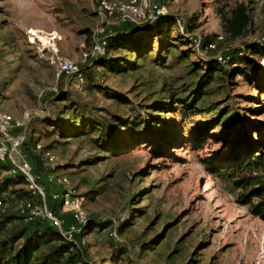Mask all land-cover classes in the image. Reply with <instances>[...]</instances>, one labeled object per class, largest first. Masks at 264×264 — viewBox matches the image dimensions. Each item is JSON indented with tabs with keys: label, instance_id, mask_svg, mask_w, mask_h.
<instances>
[{
	"label": "rangeland",
	"instance_id": "374dc122",
	"mask_svg": "<svg viewBox=\"0 0 264 264\" xmlns=\"http://www.w3.org/2000/svg\"><path fill=\"white\" fill-rule=\"evenodd\" d=\"M159 1L179 27L195 24L187 35L190 45L185 41L168 46L159 57L151 52L139 59L123 48L109 49L105 56L127 57L137 65L112 71L83 65L90 32L100 21L95 0H0V110L16 118L28 114L25 146L37 157L39 173L45 170L41 150H48L54 156V177H65L84 195L90 229L81 253L89 264H264V220L238 203L237 191L201 161L225 151L229 134H242V128L264 151V56L254 58L260 69L241 65L242 74L230 75L233 65H225L226 74L215 73L200 93L201 69L191 64L198 39L224 36L219 14L235 3L247 6L250 29L233 39L223 37L219 47H238L263 34L264 0ZM29 30L33 43L27 39ZM60 57L81 68V80L57 73ZM59 92L60 118L72 124V132L64 128L62 136L41 121L46 101ZM190 101L202 110L193 120L215 118L218 123L200 148L188 144L192 135L183 129L164 127L168 143L160 156L152 151L154 137L134 136L141 128L155 135L165 123L183 124L180 112ZM95 121L103 135L90 126ZM225 121L231 129L223 127ZM253 127L259 130L252 132ZM109 134L123 142L119 153L103 147ZM179 138L186 142L176 144ZM0 198L3 214L17 216L27 197L6 191ZM100 221L107 222L103 230L91 228ZM108 228L116 231V242L108 238ZM120 246L127 254L120 263L112 262ZM81 263L62 259L57 264Z\"/></svg>",
	"mask_w": 264,
	"mask_h": 264
},
{
	"label": "trees",
	"instance_id": "16d2710c",
	"mask_svg": "<svg viewBox=\"0 0 264 264\" xmlns=\"http://www.w3.org/2000/svg\"><path fill=\"white\" fill-rule=\"evenodd\" d=\"M219 19L221 30L224 34L223 37L229 39L242 36L251 26L248 8L241 2L235 3L225 13L219 14ZM174 26L176 27L175 32H173ZM195 27V24L188 22L179 27L176 19L169 14L158 16L151 23H122L111 28V35L106 52L109 49L123 48L126 53L133 54L138 59L145 57L151 52H155L154 57H157L156 55L159 57V54L165 52L168 46L182 45L185 41L190 45L187 35L192 33ZM263 37L264 32L257 39L243 42L241 46L227 48V50L223 51V57L226 56L223 62L218 61L213 57L211 51L205 49L206 44L214 37L204 36L198 39V50L195 47L192 50L193 54L197 55L196 60L191 62V64L199 66L201 69V72L197 76V82H200V84L198 85L196 93H200V86H206L213 79L215 73L219 72L225 75L227 70L225 65H233L228 69L230 75L234 72L236 74H242L244 69H242L241 65L253 70L260 69L261 65L254 58L264 56ZM184 51H180L179 56L181 54L184 55L182 53ZM200 51H202V54L199 53ZM105 54L93 60L90 65H84V67L100 65L112 71H117L122 68L125 70L133 69L134 66H137L127 57L105 56ZM121 63L126 66H120L122 65ZM80 73L82 75L81 68ZM218 77L221 78L222 76L219 75ZM61 97L62 94L59 92L46 101L47 114L41 118V121L47 127L54 129L60 136L64 133V128L67 130L66 133L72 132V124L70 122L66 124L60 118L62 110L58 108L57 101L62 99ZM191 101V104H185L183 109H181L179 119L183 124H176L175 121L168 124L165 123L162 130H155V135H151L141 128L137 130L134 136L154 137L152 151L154 154L160 156V153L163 152L162 149L168 143L166 137L168 136V132L165 133V129L169 127V129L174 131L183 129V133L187 131L188 135H192L188 144L192 143L191 145L200 148L210 138L211 134H209V129L216 127L218 123L215 124V118H211L209 123L206 121L202 123L198 119L193 120L192 116L198 115L202 110L200 107L192 105L193 103ZM180 103L184 105V102ZM168 112L171 111L169 110ZM227 122L225 121L223 123V127L228 130L231 129V126L229 121ZM188 123H194L190 129L185 128V125ZM81 124L84 125L83 122ZM150 124H153V121ZM90 126L94 129H99L100 123L95 121ZM137 126L134 127V130ZM254 127L253 129L251 128L252 132H257L259 129ZM97 131L100 135H103V130L99 129ZM241 131H243L242 134L239 131L234 136L229 134L230 139L223 143L225 145L224 147H226L225 151L214 154L215 151L211 156L202 158L201 161L208 172L214 177L228 183L234 191H237L235 193V200L238 203L246 205L251 215L264 220V151L261 142L250 136L247 137L246 130L243 128ZM109 135L112 137V134ZM127 135L131 137L133 133H128ZM109 139L110 142H108V145L104 144L103 146L106 150L110 152L116 151V153L122 151V141L116 140L115 137ZM179 139L181 142L177 139L179 142H175L176 144H184L186 142L182 138ZM26 143L27 136L21 146V151L37 172H39V169H41L40 163L37 157L25 146ZM43 151L46 150L42 149L41 155ZM0 169H5V165L0 164ZM6 191L20 198L27 197L25 200L32 197L23 186L22 179L19 175L4 174L0 178V194ZM105 225H107L106 221H100L96 225H92L91 228L103 230ZM87 229H90L89 222L86 227V232L88 231ZM108 238L111 239L110 237ZM113 241L116 242L117 240ZM116 249L111 256V260L112 262L120 263V259L126 256L127 250L122 246ZM82 251L72 248V245L63 240L54 228L39 218L24 220L20 214L14 216L5 215L3 212L0 213V264H57L62 259L65 262L82 261ZM129 263L127 262L125 264Z\"/></svg>",
	"mask_w": 264,
	"mask_h": 264
},
{
	"label": "built area",
	"instance_id": "2783aa9c",
	"mask_svg": "<svg viewBox=\"0 0 264 264\" xmlns=\"http://www.w3.org/2000/svg\"><path fill=\"white\" fill-rule=\"evenodd\" d=\"M95 2L100 21L90 32L88 49L82 53L83 65H90L93 60L105 54L113 26L122 23H151L156 17L167 14L165 5L159 0H95ZM33 35V31L29 30L27 36L29 43H33ZM222 41L223 36L217 34L205 46V49L211 51L213 57L220 62L226 58L223 57V51L228 48L219 47ZM195 48L198 50V40L195 42ZM199 53L202 54V51ZM56 69L65 79L72 75L78 80L82 79L80 67L78 68L68 57L57 58ZM27 119V113L23 118H16L0 110V164L5 165V169H0V178L4 174L19 175L23 186L32 196L22 201L19 207V214L24 220L32 218L43 220L54 228L63 240L69 242L72 248L82 251L86 243V227L90 221L85 198L69 186L65 177H54L50 170L54 156L50 151L42 153L45 166L42 174L28 161L21 151L26 139ZM35 148L40 149V145L36 144ZM4 207V201L0 198V213L4 211ZM107 236L117 240L113 228L107 229ZM82 264H89L84 256Z\"/></svg>",
	"mask_w": 264,
	"mask_h": 264
}]
</instances>
